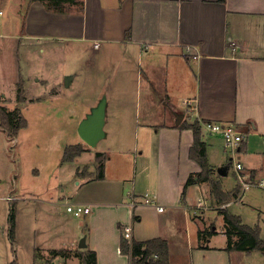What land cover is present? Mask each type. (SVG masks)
I'll return each mask as SVG.
<instances>
[{"label": "crops", "instance_id": "0c3cea01", "mask_svg": "<svg viewBox=\"0 0 264 264\" xmlns=\"http://www.w3.org/2000/svg\"><path fill=\"white\" fill-rule=\"evenodd\" d=\"M48 1L0 0V106L21 113L43 107L57 143L55 180L61 194L65 178L74 179L76 189L50 202L48 227L27 231L23 241L16 213L12 239L10 225L0 232V264H20V248L32 264H47L43 256L51 251L49 264H82L79 254L88 251L96 264H130L119 249L125 226L135 241H165L168 264H245L252 253L263 256L226 250L220 211L259 227V236L264 230V0H76L62 10L48 9ZM23 67L32 73L29 80ZM20 80L25 101L17 103ZM79 81L86 86L80 88ZM60 96L65 108L56 101ZM101 98L104 138L92 153L86 148L72 162H62L66 146L83 143L74 141L80 139L78 125ZM195 120L232 124L243 135L236 159L243 183L250 185L244 190L221 135L201 128L209 177L231 196L226 203L212 196L209 182L184 190L188 178L201 172L189 156L193 131L182 127ZM12 140L16 145L0 128V168L12 159ZM33 173L40 177L36 167ZM24 191L14 180L5 196ZM60 201L88 204L84 224L62 214ZM233 205L254 212V221L229 212ZM69 227L74 236L67 241ZM37 236L46 239L42 246H35ZM80 238L84 248L77 245Z\"/></svg>", "mask_w": 264, "mask_h": 264}, {"label": "rangeland", "instance_id": "374dc122", "mask_svg": "<svg viewBox=\"0 0 264 264\" xmlns=\"http://www.w3.org/2000/svg\"><path fill=\"white\" fill-rule=\"evenodd\" d=\"M20 12H21L20 22L22 28V22L25 21L24 1H21ZM71 51H72L71 49L67 51V53L69 52V60L72 59L76 63V54L71 56ZM22 55L23 58L26 59L29 58L28 54L25 52H22ZM34 63L36 64L33 66V68L36 69L38 62H34ZM23 75L27 80H29L30 79L29 77L32 76V73H30L26 68L23 67ZM84 78L85 76L84 77L81 76L82 80H84ZM79 84H80L79 85L80 88H84L86 86L81 81H79ZM10 91L11 90H9V92ZM152 92L154 93L153 90ZM85 93L89 94L90 92L84 91L83 94L85 95ZM141 94L143 95V91H141ZM58 98L59 99L56 100L58 104H61L65 108L64 100L61 98V96ZM162 103L165 104L166 101H163ZM37 109L38 107L29 106L22 110L23 111L22 115L26 120V126L22 131L18 132L17 136L15 137L16 145H14L12 149L10 147L11 144L10 142H9L10 144L8 143L9 149L7 148L8 146L3 144L4 148L6 150L8 149L7 151H9L7 157L8 155L9 156L11 155L12 159H9L8 157L7 159L8 161L6 162V164L5 165L2 164L3 166H1L0 168V178H2V183L0 185V197L3 195L4 196L7 195L9 189H11V187H14V180L16 182L19 180L20 185L25 188L24 192H15L16 195L14 193H10L11 196L14 197L18 196L16 197L17 199L12 202H8L2 199L0 200V232L3 229L5 230L8 228V225L10 223L9 221L10 214L13 212L14 222H15V215L17 213L18 230H19V235L22 238V241L23 238H26V235H29L30 232L27 231H32L33 233L36 231L38 233L42 229V227L45 228L48 227L49 218L47 211L48 208L50 207L49 205L50 202H53V200H55L57 196L67 197L68 193H72V191L76 189L74 179L72 180V178L68 177L65 178V183H64L65 184L64 189L66 188V190L64 194H61V186L58 185L57 180H55L56 171H54L55 169L52 167V166H56L58 162L57 160H55L56 158L55 153L57 152V143L55 138H53L49 134V127L51 126V124L45 122V120L42 118L43 107L42 110L41 109L37 110ZM166 110L168 111L169 114V110L167 106H166ZM3 138H4L3 139L4 143H6L5 137ZM77 140L81 141V139L79 138H76L74 141ZM82 145H84L85 148H89L88 152L90 153H92L93 150H95V149H91L84 143H82ZM6 150H4V152ZM45 154H46V162L44 164L43 160ZM47 161H48V165H47ZM91 161H89L88 163H91ZM35 167L39 170V174H38L40 175L39 178H37L36 175L33 173V169ZM84 168L87 169V167ZM19 173L21 175L20 177H18ZM66 176H68L67 173H65V177ZM68 197L70 198L71 195L69 194ZM262 197L264 199V194L262 195ZM17 200L20 201V205L17 208H15V203L16 202L19 203ZM60 202H57V204L58 205L64 204V205L62 207L59 206L57 207H59V211L62 214H65L66 202L65 201H62L61 203ZM229 212L236 215L239 213L243 214L248 224L254 221V212H250L248 209H240L239 206L233 205L229 209ZM248 216H249V220H248ZM74 218L71 219L73 220V224L75 222ZM77 220L81 221L84 224L83 217L78 218ZM73 230H74L73 227L72 228L69 227V230L65 231V235L63 239H66L68 241L69 238L74 236L72 233ZM260 237L264 239V230L260 234ZM7 238L8 237L6 236V234H4L3 240H6L5 243L7 244L8 251L11 256L12 246L11 243L9 244L7 242L8 241ZM56 239H58V237ZM81 239L82 238H80L78 241L80 242ZM0 241L2 242V239H0ZM45 241L46 239H40L39 236H37V238L35 239V246H39L40 244L42 246L43 242ZM79 242H77L78 243L77 245H79ZM18 253H19L20 264H32L30 263L31 258L28 251L20 248ZM49 253L50 254L43 256L45 259L44 262H46L47 264H49V260L53 258L52 257L53 252L51 251ZM68 253L69 256L73 257L74 253L72 252H68ZM36 255L39 256L38 253ZM245 264H264V257L261 256L259 253H252V255H250V257L246 259Z\"/></svg>", "mask_w": 264, "mask_h": 264}, {"label": "trees", "instance_id": "16d2710c", "mask_svg": "<svg viewBox=\"0 0 264 264\" xmlns=\"http://www.w3.org/2000/svg\"><path fill=\"white\" fill-rule=\"evenodd\" d=\"M26 3H30L33 0H25ZM224 0H219L223 2ZM78 2L76 0H49L44 5L48 9L62 10L65 8V4H74ZM1 100V96H0ZM25 101L24 89L22 81L20 80L16 85V102L22 103ZM26 126V120L24 119L21 110L16 107L9 111L5 107L0 106V128L5 132L8 138H15L20 129ZM182 127H186L193 131V144L190 148V158L195 160L201 167V172L198 175L190 176L185 184L184 190L191 183L209 182L210 191L212 196L216 197L221 203H226L230 200L231 196L221 191L217 182L210 179V169L208 167L205 146L201 141V125L195 120L191 124H183ZM85 146L82 144L68 145L65 147L62 155V162H72L75 158L85 152ZM100 154L96 155L98 159ZM99 177H102V166L98 167ZM233 192V196H235ZM221 196V197H219ZM220 214L223 216L225 222V234L227 236V251H242L246 254L257 251L264 256V240L259 236V227L251 228L243 225L241 220L228 213L226 210H221ZM9 236L12 239L14 231V214L13 212L9 216ZM211 235V232L208 234ZM236 236L237 240L233 241L232 237ZM120 253L129 257L130 264H168V248L167 243L160 239H152L145 242H138L135 240L128 241L122 234L120 237L119 245ZM80 259L82 264H96L95 255L93 252L80 253ZM157 256V258H154ZM9 264H16L15 261Z\"/></svg>", "mask_w": 264, "mask_h": 264}, {"label": "built area", "instance_id": "2783aa9c", "mask_svg": "<svg viewBox=\"0 0 264 264\" xmlns=\"http://www.w3.org/2000/svg\"><path fill=\"white\" fill-rule=\"evenodd\" d=\"M97 47V44L95 45ZM201 128L204 129L207 134H220L223 139L224 149L228 152L229 156L231 157L232 164L235 170L238 173V179L242 183V189H247L250 185L243 183L246 176L241 174L240 172L243 170V166L240 162L236 159L237 151L243 142V135L238 131V129L232 124H223L218 122H205L202 120H197ZM12 142V147L14 146V140ZM5 200L8 202H12L17 198L11 195L0 197V200ZM160 211L163 209L162 207L158 208ZM66 211L73 215L74 217H83L90 213V206L88 204H79V203H68L66 204ZM122 236L128 240H132V233L131 227L125 226L121 230ZM157 257V256H154Z\"/></svg>", "mask_w": 264, "mask_h": 264}, {"label": "water", "instance_id": "95a60500", "mask_svg": "<svg viewBox=\"0 0 264 264\" xmlns=\"http://www.w3.org/2000/svg\"><path fill=\"white\" fill-rule=\"evenodd\" d=\"M105 108L106 101L101 98L78 125L77 133L80 139L90 148H95L97 143L104 138ZM79 247H85L84 238L80 240Z\"/></svg>", "mask_w": 264, "mask_h": 264}]
</instances>
